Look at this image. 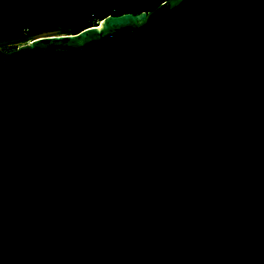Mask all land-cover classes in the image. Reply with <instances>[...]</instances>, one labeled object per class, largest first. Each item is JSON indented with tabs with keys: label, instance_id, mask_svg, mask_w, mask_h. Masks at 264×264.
Segmentation results:
<instances>
[{
	"label": "water",
	"instance_id": "obj_1",
	"mask_svg": "<svg viewBox=\"0 0 264 264\" xmlns=\"http://www.w3.org/2000/svg\"><path fill=\"white\" fill-rule=\"evenodd\" d=\"M0 264H264V0L0 51Z\"/></svg>",
	"mask_w": 264,
	"mask_h": 264
},
{
	"label": "trees",
	"instance_id": "obj_2",
	"mask_svg": "<svg viewBox=\"0 0 264 264\" xmlns=\"http://www.w3.org/2000/svg\"><path fill=\"white\" fill-rule=\"evenodd\" d=\"M166 1L0 0V43L22 41L27 44L39 35L51 32L78 34L98 26L111 15L154 11Z\"/></svg>",
	"mask_w": 264,
	"mask_h": 264
},
{
	"label": "rangeland",
	"instance_id": "obj_3",
	"mask_svg": "<svg viewBox=\"0 0 264 264\" xmlns=\"http://www.w3.org/2000/svg\"><path fill=\"white\" fill-rule=\"evenodd\" d=\"M65 34H69V33L68 32H62V33L61 32H51V33L39 35L35 39H37L39 37H46V36H53V35H65ZM22 43H24V42H22V41H8V42L0 43V51L5 52V53H9L11 51H14V50L24 46V45L29 44V43H27V44H22ZM14 46H17V48L13 49Z\"/></svg>",
	"mask_w": 264,
	"mask_h": 264
}]
</instances>
